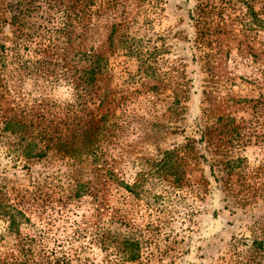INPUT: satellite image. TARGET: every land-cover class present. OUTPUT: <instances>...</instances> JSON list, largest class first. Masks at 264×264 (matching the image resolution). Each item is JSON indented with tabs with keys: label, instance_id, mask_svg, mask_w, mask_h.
<instances>
[{
	"label": "rangeland",
	"instance_id": "1",
	"mask_svg": "<svg viewBox=\"0 0 264 264\" xmlns=\"http://www.w3.org/2000/svg\"><path fill=\"white\" fill-rule=\"evenodd\" d=\"M60 47L104 59L80 108L98 120L108 103L107 124L95 155L67 136L73 168L56 148L16 168L43 136H0V264L66 250L72 264H264V0H0V133H64ZM116 236L140 243L137 261L108 249Z\"/></svg>",
	"mask_w": 264,
	"mask_h": 264
},
{
	"label": "trees",
	"instance_id": "2",
	"mask_svg": "<svg viewBox=\"0 0 264 264\" xmlns=\"http://www.w3.org/2000/svg\"><path fill=\"white\" fill-rule=\"evenodd\" d=\"M66 17L67 19H69L70 17L69 10H67ZM113 29H115L114 26L112 27V30ZM57 31L59 33V37H61L62 43L67 44L69 42V37L72 33L71 26H69L66 22H62V26L58 27ZM60 50H62V73L59 76V80L64 82L67 86H69V88L72 89L74 96V107H70V109H68L67 114L64 116V118H59L61 119V122L58 124H61L65 127L64 133H61L62 131L59 130L55 124L51 125V122H49V124H21L19 122H15L14 120H8L2 123L3 128L0 133L2 135L0 136H3L5 133H9L11 135H14L15 137L17 136V138H20V140L26 139L23 136H43L40 138L36 137L32 139L31 144L26 145V147H24L28 149L25 150L22 155H12L10 157L16 168L20 167L22 170H29L30 162H32L33 164L34 161H39L41 159L47 158L49 151L55 148L57 149L56 154L59 155L60 159L66 160L67 166L73 168L78 164L76 160L78 156H76L75 151H72L68 147V140L71 138L67 136H85V140H87L88 147L92 148L93 150L92 152L89 151L90 155H95L97 152V149L94 147V141L98 143L103 138V126L107 124L106 118L109 115V104H105L106 111L98 120H96L97 116L93 117L90 114H85L84 116V107L82 109L80 107L84 106V98L88 97L94 89V75L97 72L100 74L105 69L104 66H106V64L103 63L104 59L98 55L89 56L86 54H82L84 60H75L76 57L79 55V53H76L74 59L67 60V57L65 56V53L63 52V49H61V47ZM81 61H83L86 66L83 69H77ZM98 100L100 101V105L98 106L99 108L97 110H99L100 106H102L103 102H105V96H100ZM48 136L56 137L50 138ZM95 136H98V139ZM91 137H95L93 142H90ZM85 151H88V149H86ZM163 164L165 165L166 162H164ZM68 177L72 182H74V178H76L73 177L71 179L70 176ZM75 183L76 187H78L79 182L77 181ZM83 188L86 189L87 186H84ZM135 188H138V186L134 184L129 188L130 192L133 190L132 193H134ZM84 189L82 192H80L81 194L86 193ZM78 191L79 190H77L76 188V196L80 195ZM4 215H8V212H4ZM106 241L108 249H113L117 253L118 257L123 261L134 262L140 258L141 246L137 240L116 236V238H106ZM262 242L263 241L257 242V240H254L252 243L253 245H255V248L250 249V252H253L263 247ZM69 252L70 250L58 252V256H54V259H50L48 256H45L42 264H72L73 260H71V254H69ZM23 263L26 264L25 262ZM234 264H239V262Z\"/></svg>",
	"mask_w": 264,
	"mask_h": 264
}]
</instances>
